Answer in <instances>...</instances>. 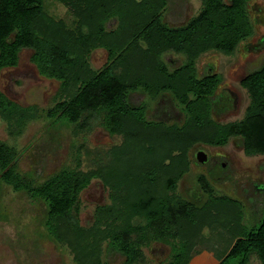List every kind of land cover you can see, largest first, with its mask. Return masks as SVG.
<instances>
[{"label":"trees","instance_id":"trees-1","mask_svg":"<svg viewBox=\"0 0 264 264\" xmlns=\"http://www.w3.org/2000/svg\"><path fill=\"white\" fill-rule=\"evenodd\" d=\"M47 1L0 0V73L18 65L23 49L31 50L39 75L61 85L49 114L78 124L86 113H104L107 131L121 142L105 165L90 172L65 168L39 185L16 174L13 151L0 142V181L45 206L49 237L75 264H105V252L121 255L122 264H139L142 248L154 242L170 247L159 264H189L200 244L211 245L213 238L227 244L214 253L217 264H248L253 255L264 264V212L246 224L240 203L216 196L203 176L201 206L175 195L193 145L224 146L239 138L246 156H264V66L240 82L248 96L245 117L225 124L211 116L219 76L195 73L202 54L230 55L252 35L249 0H202L201 12L179 28L161 22L168 0H52L66 9L70 26L47 13ZM96 50L107 53L99 70L89 63ZM168 51L184 56V64L164 63ZM136 89L152 98L170 92L187 118L180 127L147 121L135 114L144 108L125 101ZM20 109L0 91V119L9 127ZM93 178L108 188L111 203L97 208L85 228L73 212Z\"/></svg>","mask_w":264,"mask_h":264},{"label":"rangeland","instance_id":"rangeland-1","mask_svg":"<svg viewBox=\"0 0 264 264\" xmlns=\"http://www.w3.org/2000/svg\"><path fill=\"white\" fill-rule=\"evenodd\" d=\"M228 2L223 0V3ZM45 6L50 16L70 26V16L61 4L50 0ZM202 8V0H168L161 22L170 28L183 27ZM247 13L252 35L240 42L230 55L217 51L202 54L195 66L199 78L211 74L220 78L210 99L212 119L220 124L238 122L245 117L248 96L240 82L264 66V0H249ZM31 56V50L23 49L18 65L0 73V91L21 107L12 127L0 119V142L12 149L16 174L31 185H39L65 168L90 172L105 165L110 149L121 142V137L109 134L101 112L86 113L78 124L63 116L49 114L61 85L57 80L40 76ZM106 61L104 50L92 52L89 59L93 70L101 69ZM162 61L177 68L184 64L185 57L168 51L162 55ZM125 101L133 108H144L135 114L143 115L147 121L180 127L187 118L170 92L152 98L136 89L127 94ZM198 152L204 153V163L197 161ZM188 157V171L178 181L175 195L201 206L207 198L199 183L203 176L216 196L229 197L240 203L246 224L252 214H263L264 156H246L241 140L231 138L224 146L193 145ZM110 203L108 188L99 178H93L79 194L73 216L79 226L90 227L96 209ZM45 220L46 208L41 202L0 181V264H75L70 251L49 237ZM134 224H141V221L136 219ZM207 231H204L206 236ZM224 246L227 244L216 238L211 245L201 243L200 253L189 264H217L214 253ZM142 251L144 261L139 264H159L170 255V247L158 242ZM103 256L105 264H122L124 261L116 253L107 255L105 252ZM248 264L260 262L253 255Z\"/></svg>","mask_w":264,"mask_h":264},{"label":"water","instance_id":"water-1","mask_svg":"<svg viewBox=\"0 0 264 264\" xmlns=\"http://www.w3.org/2000/svg\"><path fill=\"white\" fill-rule=\"evenodd\" d=\"M196 159L199 163H204L206 161V157H205L204 153H202V152L197 153Z\"/></svg>","mask_w":264,"mask_h":264}]
</instances>
